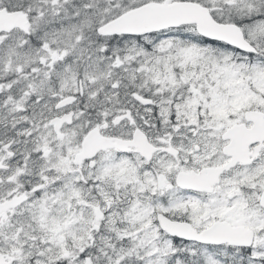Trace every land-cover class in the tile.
I'll use <instances>...</instances> for the list:
<instances>
[{
  "label": "snow or ice",
  "instance_id": "snow-or-ice-1",
  "mask_svg": "<svg viewBox=\"0 0 264 264\" xmlns=\"http://www.w3.org/2000/svg\"><path fill=\"white\" fill-rule=\"evenodd\" d=\"M0 264H264V0H0Z\"/></svg>",
  "mask_w": 264,
  "mask_h": 264
}]
</instances>
